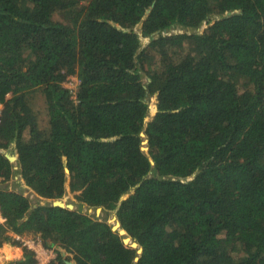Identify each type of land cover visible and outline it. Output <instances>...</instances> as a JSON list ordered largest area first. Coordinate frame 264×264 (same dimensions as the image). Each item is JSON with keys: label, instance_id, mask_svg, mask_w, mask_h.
<instances>
[{"label": "trees", "instance_id": "1", "mask_svg": "<svg viewBox=\"0 0 264 264\" xmlns=\"http://www.w3.org/2000/svg\"><path fill=\"white\" fill-rule=\"evenodd\" d=\"M0 102L1 264H264V0H0Z\"/></svg>", "mask_w": 264, "mask_h": 264}, {"label": "rangeland", "instance_id": "2", "mask_svg": "<svg viewBox=\"0 0 264 264\" xmlns=\"http://www.w3.org/2000/svg\"><path fill=\"white\" fill-rule=\"evenodd\" d=\"M60 18H61V16L59 15L58 19H60ZM178 31H179L178 29H175L173 32H178ZM149 41H150L149 38L143 39V47H145L149 43ZM145 81H150V78L148 76L145 77ZM78 82L79 81H78L77 77L76 76H72L68 80L65 81L64 85L67 88H69V87L74 88ZM73 96H75V95H73ZM147 99L149 101V106H150L149 115L147 117V121H150L154 117V115L156 114V111H157V102H158L157 101V93L151 94V95L148 94L147 95ZM33 103H34V106L36 107V109L39 111V120L41 122V125L43 127H46L47 124H48V117H47V113H46V104H45L44 98L42 97V95H40V96L36 95V97L33 100ZM143 137H146V135L143 136ZM147 140L148 139H145L144 142H143V143H145V146L143 147L144 149L148 148ZM5 154L6 155L10 154V155L17 156L16 151L14 149L6 150ZM13 163H16V160ZM16 181H20V178L11 179L7 183H5V185L10 190L12 189V190L23 191L25 193V195H28L30 197L33 207L39 206L40 204L53 203V201L55 200V199L44 198V197L38 195L32 189L23 187L21 185L22 182H21V184H15ZM77 194H78V192H72L70 190L69 180H68L66 193L62 197V199L67 200L68 202L75 203V202L78 201ZM85 213H87V214H89L91 216L97 217L96 214H95V209L94 208L92 209V212L87 210V211H85ZM100 218H102V217H100ZM0 221L2 223L4 222V220H1V219H0ZM34 238H36V237H34ZM21 249H22V247H17V246L11 245V244H5L3 247L0 248V264L4 263V262H7L9 260H12V259L19 258L21 256V254H22Z\"/></svg>", "mask_w": 264, "mask_h": 264}, {"label": "built area", "instance_id": "3", "mask_svg": "<svg viewBox=\"0 0 264 264\" xmlns=\"http://www.w3.org/2000/svg\"><path fill=\"white\" fill-rule=\"evenodd\" d=\"M73 76V75H72ZM72 76H69L68 79ZM67 79V80H68ZM78 79V78H77ZM78 83L74 88L69 87L72 97L74 99H77V91H78ZM75 95V96H73ZM3 108L4 104L0 102V122H1V117L3 113ZM0 219L5 221V218L2 216L1 211H0ZM17 239L20 240L21 244L28 249L34 251L36 255V263L35 264H51V262L55 259L56 257V252L53 247L46 246L42 239L39 237L36 238H25L22 236H17Z\"/></svg>", "mask_w": 264, "mask_h": 264}, {"label": "water", "instance_id": "4", "mask_svg": "<svg viewBox=\"0 0 264 264\" xmlns=\"http://www.w3.org/2000/svg\"><path fill=\"white\" fill-rule=\"evenodd\" d=\"M229 14H231V13L229 12L228 15H229ZM228 15H227V16H228ZM208 21H209V22H214L213 18H209ZM206 26H207V25L204 24L203 28H205ZM167 32H168L167 30L164 31V33H167ZM142 136H145V133H144V132H142ZM147 142H149V140H147ZM147 149H148V148H147ZM147 149H145V150H147ZM6 156H7L12 162H14L15 160L18 159V155L15 156V155L7 154ZM151 161L154 163L153 160H151ZM65 170H66L67 173H70V170H69L68 167H66ZM61 200H62V198L55 199V200L53 201L52 205H53V206L62 207V208H68V209H70V210H76V209L74 208V205H72V204H70V203H69V204H64ZM100 210L103 211V207H97L96 210H95V213H96L97 218H98V217L100 218V216L97 215V214H99L98 212H99ZM116 212H117V211L115 210L114 215H115V217H116V220H117V224H118V226H116V225L113 224V230H115V231L118 230L119 233H120V235L125 236V237H124V243H125L126 245H129V246H131V247H133V248H137V250H138V254H139V255L135 258V262H138L139 259H140V255H141L142 252H143V248H142V246L139 245V243H138L137 241H135V240L132 239V237L127 233V231H126L124 228H122V224H121V222H120V220H119V218H118ZM109 223H110V222H109ZM111 224H112V223H111ZM120 227H121V229H119ZM130 240H133L134 242H133V243H132V242H129Z\"/></svg>", "mask_w": 264, "mask_h": 264}, {"label": "crops", "instance_id": "5", "mask_svg": "<svg viewBox=\"0 0 264 264\" xmlns=\"http://www.w3.org/2000/svg\"><path fill=\"white\" fill-rule=\"evenodd\" d=\"M15 164H16V165L14 166V169H18L19 167H18V165H17V160H16V163H15ZM15 178H20V176L17 175V176H15ZM15 178H13V179H15ZM21 182H22L21 185H22L23 187L29 188V187L26 186V184H25V183L23 182V180L20 178V183H21ZM29 189H31V188H29ZM0 222H1V221H0ZM21 252H22V254H21V256H22V255H23V250H22V249H21ZM21 256H20V257H21ZM20 257H19V258H20Z\"/></svg>", "mask_w": 264, "mask_h": 264}]
</instances>
